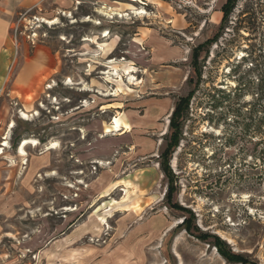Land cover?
Masks as SVG:
<instances>
[{
	"label": "rangeland",
	"instance_id": "obj_1",
	"mask_svg": "<svg viewBox=\"0 0 264 264\" xmlns=\"http://www.w3.org/2000/svg\"><path fill=\"white\" fill-rule=\"evenodd\" d=\"M225 2L42 0L15 14L0 264H264V0H237L220 33ZM212 38L198 77L192 49ZM191 91L166 203L158 156Z\"/></svg>",
	"mask_w": 264,
	"mask_h": 264
},
{
	"label": "trees",
	"instance_id": "obj_2",
	"mask_svg": "<svg viewBox=\"0 0 264 264\" xmlns=\"http://www.w3.org/2000/svg\"><path fill=\"white\" fill-rule=\"evenodd\" d=\"M236 3H237V0H226L224 5L221 7L222 18H221V22H220V25L218 28V31H220V33L224 28L227 27L229 17L231 15V13L233 12V9L235 8ZM215 39L216 38L206 40L202 44H199L198 46H196L195 48L192 49L191 61H190L191 67H192L194 73L198 77L201 75V67H200V64L198 61L199 56L202 53V51L206 50V48L208 46H210V44H212L213 42H216ZM186 81L190 82L189 79H187ZM191 96H192V91L189 92L186 96L179 97L175 101L172 112H171L170 117H169V126H168V132H167L166 138H165V143H164V146H163V148L160 151L159 156H158V158L160 159V162H161L160 163L161 172H162L165 180L168 182V188H167V191H166L165 196H164L166 203H168L169 197H170V195L172 193V189H173L172 185H171L172 173H171L168 162L170 160V157H171L173 151L178 146L179 141L181 139V132H182L181 130H182V126H183V120H184V117L186 116V114L188 112V104H189V100H190ZM182 225L185 226V231H189V229H190L189 220H184L182 222ZM213 238L215 240V243L213 245L222 254V256L225 257L226 260L236 261L242 257L239 255L229 254L231 257L229 259L228 254L224 252L223 248H221V246H223L225 248L226 245L216 236Z\"/></svg>",
	"mask_w": 264,
	"mask_h": 264
},
{
	"label": "crops",
	"instance_id": "obj_3",
	"mask_svg": "<svg viewBox=\"0 0 264 264\" xmlns=\"http://www.w3.org/2000/svg\"><path fill=\"white\" fill-rule=\"evenodd\" d=\"M41 1L42 0H0V86H3L6 78V63L10 62V58L12 57L10 53L12 45L10 38V30L13 25L14 16L18 11H26L31 8H34ZM41 52V54H35L34 59L31 62L33 67L35 66L34 76L36 77L34 80L31 81L36 82L37 77L40 76V74L42 75V72L45 71L40 68L44 66V63L48 59V56L43 53V51ZM29 69H31V65L26 62V65H24L23 73H20L18 75V83H22L23 80H25L28 75ZM12 91H14V93L18 92L23 97H26L27 94L32 91V88H28V85L22 86V84H14Z\"/></svg>",
	"mask_w": 264,
	"mask_h": 264
},
{
	"label": "bare ground",
	"instance_id": "obj_4",
	"mask_svg": "<svg viewBox=\"0 0 264 264\" xmlns=\"http://www.w3.org/2000/svg\"><path fill=\"white\" fill-rule=\"evenodd\" d=\"M103 36H107V34L105 33ZM20 116H21V118H24V119H27V118H29L28 117V115H26L24 112H20ZM28 143H29V140H23V141H21V143L19 144V147H18V151H17V153H18V155L19 156H25L26 154H25V151H24V147L26 146V145H28ZM33 143H34V145H35V141H33ZM6 143H4L2 146L3 147H6ZM2 153V152H1Z\"/></svg>",
	"mask_w": 264,
	"mask_h": 264
}]
</instances>
